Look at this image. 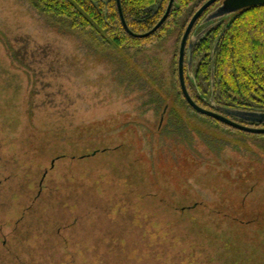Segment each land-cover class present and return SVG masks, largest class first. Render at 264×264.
I'll use <instances>...</instances> for the list:
<instances>
[{
	"label": "rangeland",
	"instance_id": "obj_1",
	"mask_svg": "<svg viewBox=\"0 0 264 264\" xmlns=\"http://www.w3.org/2000/svg\"><path fill=\"white\" fill-rule=\"evenodd\" d=\"M178 44L0 0V264H264V137L182 103Z\"/></svg>",
	"mask_w": 264,
	"mask_h": 264
},
{
	"label": "trees",
	"instance_id": "obj_2",
	"mask_svg": "<svg viewBox=\"0 0 264 264\" xmlns=\"http://www.w3.org/2000/svg\"><path fill=\"white\" fill-rule=\"evenodd\" d=\"M30 1L42 13L54 19H65L72 30L95 39L102 34L116 47L137 51L140 47L155 45L167 32L174 30L178 31L180 43L190 18L207 0H174L166 21L146 38H134L125 32L115 0ZM168 1L120 0V6L128 28L133 33L142 34L160 20ZM217 4L202 14L191 34ZM184 72L186 88L199 106L222 114L228 109L264 112V5L237 12L228 23L219 22L206 31L193 47L191 67L185 64ZM178 96L187 108L194 111L183 98L180 87Z\"/></svg>",
	"mask_w": 264,
	"mask_h": 264
},
{
	"label": "water",
	"instance_id": "obj_3",
	"mask_svg": "<svg viewBox=\"0 0 264 264\" xmlns=\"http://www.w3.org/2000/svg\"><path fill=\"white\" fill-rule=\"evenodd\" d=\"M117 5V10L119 14V19L121 22L122 27L124 28L125 32L134 37V38H146L153 34L157 29H159L162 24L166 21L171 8L173 6L174 0H169L164 11V14L160 18V20L156 23V25L151 28L149 31L136 34L133 33L127 26L120 6V0H115ZM220 2L216 8L208 14H206L205 18L202 20L205 22L214 21L215 19H220L224 17H230L237 12L242 10L264 5V0H207L204 2L200 8L193 14L190 18L183 35L181 37L179 48H178V57H177V73H178V82L180 91L182 93L183 98L187 102V104L197 113L215 119L228 127L236 129L238 131L248 133V134H256V135H264V126L258 127L255 125H264V112L258 111H245V110H236V109H228L226 110L225 114L209 110L199 106L190 96L186 84H185V64L191 67V58H192V50L196 43L199 41L201 36L208 31V28L205 31V27L201 29L198 33V36L194 37L191 34L194 25L198 21V19L202 16V14L213 4ZM201 21V22H202ZM204 31V32H203ZM202 32V33H201Z\"/></svg>",
	"mask_w": 264,
	"mask_h": 264
},
{
	"label": "flooded vegetation",
	"instance_id": "obj_4",
	"mask_svg": "<svg viewBox=\"0 0 264 264\" xmlns=\"http://www.w3.org/2000/svg\"><path fill=\"white\" fill-rule=\"evenodd\" d=\"M219 4H220V2H218L217 6H218ZM215 8H216V7H215ZM215 8H213V9H215ZM213 9H212V10H213ZM212 10H211V11H212Z\"/></svg>",
	"mask_w": 264,
	"mask_h": 264
}]
</instances>
